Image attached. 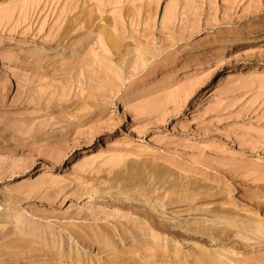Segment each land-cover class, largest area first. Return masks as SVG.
Instances as JSON below:
<instances>
[{
  "label": "rangeland",
  "instance_id": "1",
  "mask_svg": "<svg viewBox=\"0 0 264 264\" xmlns=\"http://www.w3.org/2000/svg\"><path fill=\"white\" fill-rule=\"evenodd\" d=\"M261 18L264 0H0V264L133 261L150 231L159 261L264 264V30L198 50Z\"/></svg>",
  "mask_w": 264,
  "mask_h": 264
},
{
  "label": "bare ground",
  "instance_id": "2",
  "mask_svg": "<svg viewBox=\"0 0 264 264\" xmlns=\"http://www.w3.org/2000/svg\"><path fill=\"white\" fill-rule=\"evenodd\" d=\"M6 15V13H4ZM264 30V18H261L260 20H245L241 23L234 24V25H228L226 28L219 30L215 35L207 38L202 44L199 45L198 50L206 49V48H216L219 46L225 38H230L232 41H241L245 36L248 34H251L252 32H257ZM210 57V54H206V56H201L200 54H196L194 56H189L185 58V61L183 64H179L178 62H163V68L156 69L152 73V80L158 84V87L164 86L165 82L164 80H157L161 76L169 75V71L174 68H180V73L175 76L173 81H177L180 78L186 77L189 75V72L187 74H184L182 71L189 68H199L201 65H203L208 58ZM64 161V160H62ZM12 212L11 207L0 205V220L6 215H9ZM20 222V221H19ZM27 227L30 229H35L38 227L35 224H26ZM7 228V223L0 222V230H5ZM42 230V229H41ZM42 232V231H40ZM39 234V233H38ZM151 236L150 240V249L145 254H140L137 259L133 261L129 260H113L111 257L104 262H96L93 258L85 259L80 254L84 251L83 248H76L75 253H71L70 250H68L67 253H64L62 251L59 252H49L44 253L40 251L38 248L33 247L34 254H31L27 256V264H184L186 259L181 260L177 253L174 252V256H177L179 258L178 261L173 262L174 260H170L168 258H164L161 261L157 260L156 258V251L153 248L152 245L157 244L159 241H164L165 243H168L171 241V239L167 236H161L160 234H153L150 232L146 233ZM40 236V235H39ZM246 239H250L249 236L245 237ZM102 241H105L106 243L109 242L107 239H101ZM71 241V240H70ZM98 240H93L92 242H89V245H92L93 242H96ZM56 241H50V243L46 244L47 248L51 247V243H55ZM71 243V242H70ZM178 244V242H176ZM60 247H62V243L60 242ZM31 249V251H32ZM56 256V257H55Z\"/></svg>",
  "mask_w": 264,
  "mask_h": 264
}]
</instances>
